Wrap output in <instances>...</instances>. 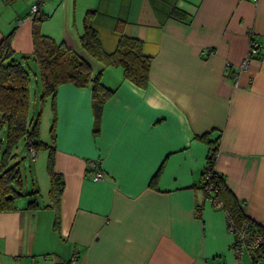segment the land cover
I'll return each mask as SVG.
<instances>
[{"label":"crops","instance_id":"obj_1","mask_svg":"<svg viewBox=\"0 0 264 264\" xmlns=\"http://www.w3.org/2000/svg\"><path fill=\"white\" fill-rule=\"evenodd\" d=\"M34 3L39 31L83 58L113 93L95 133L89 87L60 84L54 109L47 97L63 181L59 226L48 174L45 197L40 188L23 192L16 168L18 194L0 208V264H252L200 185L215 140L214 169L264 233V50L233 78L249 33L264 44V0H0V40L13 32L30 82L38 78ZM88 10L106 52L120 34L142 41L150 57L144 87L82 47Z\"/></svg>","mask_w":264,"mask_h":264},{"label":"trees","instance_id":"obj_2","mask_svg":"<svg viewBox=\"0 0 264 264\" xmlns=\"http://www.w3.org/2000/svg\"><path fill=\"white\" fill-rule=\"evenodd\" d=\"M34 27L32 31L33 60L37 64L38 78L41 86L40 100L50 97L54 109V96L60 84L70 82L78 86L89 87L91 90V106L94 114V133L97 132V123L103 103L113 93V89L105 86L100 74L92 70L90 65L64 43L56 41L49 35L43 34L38 29V23L42 19L39 10L32 13ZM93 11H86L82 18V30L79 38L82 47L104 66H121L124 78L138 86L144 87L148 81L150 57L142 50V41L120 34L116 47L111 52H106L100 43L98 33L92 24ZM12 31H9L0 40V128L5 127V137L0 139V208H11L14 197L18 194L15 188L20 182V176L16 170V163L8 165V159L12 156V149L24 138L26 148L48 149L46 171L49 177L50 187L48 195L53 207H55L54 226H59L58 203L62 190V177L55 172L53 166L54 140H55V113L49 128L50 142L40 140V114L28 120L30 106V73L29 68L22 64L21 59L15 56L11 48ZM252 39H256L254 35ZM257 40V39H256ZM264 50V44L258 40ZM255 57L260 59L263 53ZM24 60L28 56H21ZM217 142L209 148L206 165L202 171V183L200 187L205 196L220 201L222 209L226 212L227 219L233 225L235 231L246 227L249 231L260 232L262 227L250 219L244 211V202L237 199L225 183L224 176L214 169ZM160 170L153 177L155 180ZM208 172L209 176L204 178ZM211 186L210 191L206 187ZM253 262L264 259V241L252 250Z\"/></svg>","mask_w":264,"mask_h":264},{"label":"rangeland","instance_id":"obj_3","mask_svg":"<svg viewBox=\"0 0 264 264\" xmlns=\"http://www.w3.org/2000/svg\"><path fill=\"white\" fill-rule=\"evenodd\" d=\"M31 70V69H30ZM31 76L32 73H31ZM40 84L39 78H31L29 90H30V106L28 113V120L34 119L35 116L40 114V140L48 142L49 140V127H50V116L49 112V99L42 101L40 100ZM34 116V117H32ZM5 131L4 127L0 128V135H3ZM12 155L8 159V165L16 163V168L20 172L21 180L23 183V192L30 191L32 188H40L43 195L46 197V193L43 188L48 186V177L45 168L47 150L37 149L35 157L33 159L32 153L28 152L25 147L24 138H22L12 150ZM0 151V160H1Z\"/></svg>","mask_w":264,"mask_h":264},{"label":"built area","instance_id":"obj_4","mask_svg":"<svg viewBox=\"0 0 264 264\" xmlns=\"http://www.w3.org/2000/svg\"><path fill=\"white\" fill-rule=\"evenodd\" d=\"M38 4H32L30 10L32 13L38 11L39 9ZM250 39L246 54L244 55L243 59L236 65L235 73L233 74V78L236 79L238 74L243 71L250 63L252 58H255L260 55V52L263 50L262 45L259 43L258 40L252 39V32L249 33ZM31 153L34 157L35 152L31 149ZM209 173L206 172L204 174V178H207ZM103 177V173L100 170H97L93 173L92 178L97 180ZM211 186L206 187V191H210ZM210 198V197H208ZM212 203L216 206H221L220 201L217 199L210 198ZM199 213V211H197ZM228 229L234 233L235 242L234 245L236 247V251L240 253L243 250L252 251L256 247H258L264 241V234L260 232H252L249 231L246 227H243L240 231H235L233 225L227 219ZM72 264H78L76 260L72 261Z\"/></svg>","mask_w":264,"mask_h":264}]
</instances>
